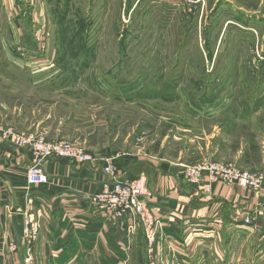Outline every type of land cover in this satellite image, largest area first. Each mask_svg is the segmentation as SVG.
<instances>
[{"label": "rangeland", "instance_id": "obj_1", "mask_svg": "<svg viewBox=\"0 0 264 264\" xmlns=\"http://www.w3.org/2000/svg\"><path fill=\"white\" fill-rule=\"evenodd\" d=\"M0 1L18 3L0 14L3 130L133 155L149 181L206 159L264 170V0ZM137 237L120 264H151ZM26 252L3 264H42Z\"/></svg>", "mask_w": 264, "mask_h": 264}, {"label": "crops", "instance_id": "obj_2", "mask_svg": "<svg viewBox=\"0 0 264 264\" xmlns=\"http://www.w3.org/2000/svg\"><path fill=\"white\" fill-rule=\"evenodd\" d=\"M17 4L0 1V14ZM11 30L14 31L12 27ZM4 128L0 127V237L3 238L0 264L8 257V261L13 258L10 253L8 257L3 253L16 240L12 218L17 217L22 230L26 215L39 230L31 250L38 253L42 264L122 263L117 250L119 255L128 250L140 231L129 237L123 228L106 222L101 210L92 204L91 198L103 183L101 166H82L51 158L43 165L47 184L29 186L26 175L34 157L29 150L4 140L1 137ZM136 160L126 154L116 164L125 176L133 177L142 174L131 169ZM161 166L150 175L153 181L147 177L154 196L152 205L161 208L163 218L175 220L182 227L186 241L182 249L192 258L191 263L223 262L224 251L234 250L239 264H264V202L256 197L245 202L242 190L221 184L215 186L209 197L197 194L183 186L178 164L170 167L177 168L175 172H166ZM242 205H246L243 211L255 216L252 226H242V210L237 209ZM166 244L162 242L159 249L165 250ZM17 245L25 253L24 235L22 244Z\"/></svg>", "mask_w": 264, "mask_h": 264}, {"label": "built area", "instance_id": "obj_3", "mask_svg": "<svg viewBox=\"0 0 264 264\" xmlns=\"http://www.w3.org/2000/svg\"><path fill=\"white\" fill-rule=\"evenodd\" d=\"M3 139L20 149H27L34 157V164L27 170L29 186H41L48 182L44 171V162L57 158L78 165H91L102 168L103 183L101 190L96 193L91 202L104 214L106 222L123 228L128 236L141 231L148 246L147 254L151 253V264L171 263L174 259L178 264H189L188 256L181 252L185 246L184 232L175 220L165 219L161 208L154 207V196L149 188L148 178L144 174L125 176L113 157L100 156L90 153L81 146L68 141H49L34 133L18 132L13 129L3 130ZM183 186L195 190L197 194L211 196L215 186L221 184L230 188H238L246 194L243 199L254 196L264 202V170H246L231 164H225L211 159L185 165L180 173ZM244 209V208H243ZM242 226H252L253 214L242 211ZM24 241L27 243L25 262L31 261V245L38 239L39 230L28 215L24 218ZM162 242H166L165 250L171 256L154 257ZM18 248L16 240L10 243L12 252ZM163 249V248H162ZM183 250V249H182Z\"/></svg>", "mask_w": 264, "mask_h": 264}, {"label": "water", "instance_id": "obj_4", "mask_svg": "<svg viewBox=\"0 0 264 264\" xmlns=\"http://www.w3.org/2000/svg\"><path fill=\"white\" fill-rule=\"evenodd\" d=\"M128 2H129V5H130L131 0H128ZM12 225H13L14 230H15V235H16L17 243H18L19 245H21V242H22V234H21L20 225H19V223L17 222V217H16V216H14V217L12 218Z\"/></svg>", "mask_w": 264, "mask_h": 264}, {"label": "trees", "instance_id": "obj_5", "mask_svg": "<svg viewBox=\"0 0 264 264\" xmlns=\"http://www.w3.org/2000/svg\"><path fill=\"white\" fill-rule=\"evenodd\" d=\"M131 7V5L129 6V8ZM171 166L169 164H162L161 168L164 170V171H171V172H175L177 171L178 169L177 168H170Z\"/></svg>", "mask_w": 264, "mask_h": 264}]
</instances>
